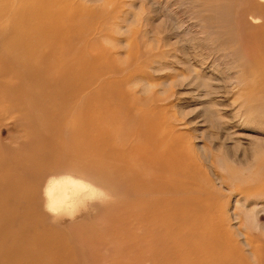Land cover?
<instances>
[{
	"label": "bare ground",
	"instance_id": "1",
	"mask_svg": "<svg viewBox=\"0 0 264 264\" xmlns=\"http://www.w3.org/2000/svg\"><path fill=\"white\" fill-rule=\"evenodd\" d=\"M163 5L166 16H174L170 31L193 32L199 43V27L202 38L216 42L212 46L232 47L253 86L264 92V0H166ZM99 13L67 0H0V74L17 79L2 86L28 121L19 149L0 153V264H76L66 235L48 231L30 203L46 168L79 172L107 187L113 202L99 214L119 253L114 264H264V240L256 243L249 232L229 224L239 225L242 216L248 221L247 205L238 203L245 212L229 218L183 135L154 109H134L123 80L109 78L98 86L101 76L120 72L116 61H104L102 51L87 41L91 25L80 19ZM123 61L127 68L129 61ZM249 178L248 194H263L264 182ZM80 188L70 178L48 180L45 205L54 208ZM75 233L89 241L96 231L88 225Z\"/></svg>",
	"mask_w": 264,
	"mask_h": 264
},
{
	"label": "rangeland",
	"instance_id": "2",
	"mask_svg": "<svg viewBox=\"0 0 264 264\" xmlns=\"http://www.w3.org/2000/svg\"><path fill=\"white\" fill-rule=\"evenodd\" d=\"M67 1L102 10L98 17L80 19H88L86 26L91 25L92 30L89 27L91 31L86 36L89 46L102 51L100 58L104 61H116L120 68L115 76L98 78V86L99 81L109 78L123 80L124 93L128 101H132L134 109L138 110L142 105L154 109L176 133L182 134L183 141L197 154V168L213 183L221 203L227 207L229 218L236 213L247 212L248 221L246 216H242L243 222L238 220L240 226L229 222L231 228H239L244 234L249 232L256 243L263 241L264 193L249 195L245 185L249 183V177L264 182V179L260 180L264 170V109L261 107L264 92L260 87L253 86L250 73L242 69L243 65L232 53V47L222 43L219 48L212 46L216 42L210 41L205 34L202 38L198 26L197 39H201V43L195 42L196 36H191L193 32L187 35L185 31L171 30L172 34L170 28H174V22L170 20L174 16H166L163 9L166 0ZM175 7L173 5L172 8ZM128 21H131L130 24ZM156 25L159 29L153 32L152 27ZM121 27L127 31H121ZM165 42L174 44L166 46ZM124 58L129 61L127 68L123 67ZM124 79L128 81L124 82ZM16 82L14 76L0 74V153L19 149L26 135L28 121L15 99L2 86ZM44 172L45 176L35 183L36 193L31 194L33 200L30 201L34 203L41 223L48 231L55 230L66 235L76 264H114L119 253L104 233V219L99 214L108 203L113 202L107 187L66 168H46ZM239 176L243 180L241 183ZM31 178L30 174H26V179ZM61 178L73 179L82 184V188L62 204L49 208L45 205V186L48 180ZM238 203L247 205L245 211ZM251 209L258 211L254 222ZM88 225L94 227L95 236L89 241L78 238L75 231L88 228Z\"/></svg>",
	"mask_w": 264,
	"mask_h": 264
}]
</instances>
